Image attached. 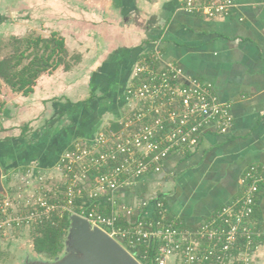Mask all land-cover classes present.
Listing matches in <instances>:
<instances>
[{
    "label": "crops",
    "instance_id": "crops-1",
    "mask_svg": "<svg viewBox=\"0 0 264 264\" xmlns=\"http://www.w3.org/2000/svg\"><path fill=\"white\" fill-rule=\"evenodd\" d=\"M24 2L31 16L16 22L11 34L56 32L71 67L42 74L26 96L0 94L3 191V179L15 183V174L30 168L51 169L60 146L59 151L116 128L134 66L156 52L159 60H150L151 66L178 67L180 84L190 78L210 84L229 107L233 126L225 135L206 133L191 151L171 154L161 172L122 189L118 200L136 207L137 214L142 200L162 194L168 216L195 228L239 194L240 177L250 164L264 167V5L258 0H236L227 16L213 19L185 11L184 0ZM5 169L10 172L3 174ZM152 209L148 203L146 211ZM254 218L261 233L258 259L264 264V184ZM119 223L126 225L124 218Z\"/></svg>",
    "mask_w": 264,
    "mask_h": 264
},
{
    "label": "built area",
    "instance_id": "built-area-1",
    "mask_svg": "<svg viewBox=\"0 0 264 264\" xmlns=\"http://www.w3.org/2000/svg\"><path fill=\"white\" fill-rule=\"evenodd\" d=\"M235 3L184 0L183 7L213 19L227 16ZM258 3L264 5V0ZM152 59L159 60L157 52L134 66L117 127L76 139L59 155L54 168L63 183L44 191L52 199L43 193L24 204L21 191H16L18 196L0 200V235L22 222L39 224L54 212L59 217L67 212L105 231L140 264H261V233L254 211L264 167L250 164L240 177L239 194L195 228L168 216L162 194L142 200L137 214L136 207L118 200L122 189L161 172L171 154L191 151L206 133L225 135L233 126L229 107L212 93L210 84L196 78L180 84L183 74L178 67L171 63L154 67ZM35 171L30 168L20 179L33 184ZM148 203L153 204L151 213L146 211ZM27 206L25 216L15 213ZM106 207L108 214L102 210ZM120 218L126 225H120Z\"/></svg>",
    "mask_w": 264,
    "mask_h": 264
},
{
    "label": "trees",
    "instance_id": "trees-1",
    "mask_svg": "<svg viewBox=\"0 0 264 264\" xmlns=\"http://www.w3.org/2000/svg\"><path fill=\"white\" fill-rule=\"evenodd\" d=\"M10 40L12 51L0 58V82L12 92L26 96L33 91L36 80L42 74L51 73L60 65H63L65 70L71 67V63L66 59L68 53L64 39L56 32H52L49 37L32 34L25 38L12 36ZM69 145L64 144L59 151L60 146L55 152L56 157L58 158ZM68 215L67 212L62 217L51 214L50 219L38 224V235L33 240V250L37 255L49 258L62 251Z\"/></svg>",
    "mask_w": 264,
    "mask_h": 264
},
{
    "label": "rangeland",
    "instance_id": "rangeland-1",
    "mask_svg": "<svg viewBox=\"0 0 264 264\" xmlns=\"http://www.w3.org/2000/svg\"><path fill=\"white\" fill-rule=\"evenodd\" d=\"M19 1V2H17ZM0 0V58L8 55L12 51V43L10 38L12 36L18 37V38H25L28 35H36L35 33L29 32L30 30L26 31L25 33L21 35H14L11 34V28L16 22H25L27 17L31 16L30 13H28V10L30 8H27L26 2L24 0ZM20 3H22L20 5ZM41 2L36 3V5H39ZM29 19V18H28ZM3 23V24H2ZM72 62V61H71ZM10 92V88L6 86L3 82H0V94L8 93ZM39 132V130H36ZM0 132H4L5 130L2 128V124L0 122ZM45 131H41L40 135L38 136L39 139L42 138V134ZM0 135H3V133H0ZM5 135V134H4ZM23 135H19L15 138H22ZM10 137H7L3 140L9 139ZM12 138V137H11ZM3 160L0 157V164L3 166ZM54 164L51 169L47 170H39L41 171H35L37 175L31 176L32 179H34L33 184H27L24 180L20 179L21 175L15 174V176L18 179V182L13 181L9 183L8 181L4 182V191L0 192V200L3 199L5 195H7L10 199L13 197H16L17 192L21 191L20 193V201H22L24 204L29 201L32 197H40L42 198V194L47 192L49 193L52 189L53 184H61L63 183L61 180H63V177L61 174L54 168ZM5 173H9L10 169H5L3 171ZM23 175V174H22ZM54 190V189H53ZM45 191V192H44ZM46 194V193H45ZM18 196V195H17ZM46 199L50 200L52 199L53 195L50 193L49 195L46 194ZM15 213L19 215V217H23L28 213V206L21 207L20 210H16ZM54 212L53 214H55ZM38 224L36 222L25 224V222H22L20 225H14L12 227H9V230L6 234L0 235V264H17V257L25 255V251H28L31 255L42 257L44 259H50L52 257H44L41 255H37L35 251L33 250V240L36 235H38ZM67 230V229H66ZM65 236V235H64ZM64 240V237H63ZM61 253V252H60ZM59 253V254H60ZM57 254V255H59Z\"/></svg>",
    "mask_w": 264,
    "mask_h": 264
},
{
    "label": "water",
    "instance_id": "water-1",
    "mask_svg": "<svg viewBox=\"0 0 264 264\" xmlns=\"http://www.w3.org/2000/svg\"><path fill=\"white\" fill-rule=\"evenodd\" d=\"M2 191L0 168V192ZM25 252L23 257H17V264H140L105 231L75 213L68 215V227L59 255L44 259Z\"/></svg>",
    "mask_w": 264,
    "mask_h": 264
}]
</instances>
